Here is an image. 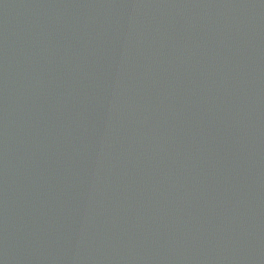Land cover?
<instances>
[{"label":"water","instance_id":"95a60500","mask_svg":"<svg viewBox=\"0 0 264 264\" xmlns=\"http://www.w3.org/2000/svg\"><path fill=\"white\" fill-rule=\"evenodd\" d=\"M0 264H264V0H0Z\"/></svg>","mask_w":264,"mask_h":264}]
</instances>
